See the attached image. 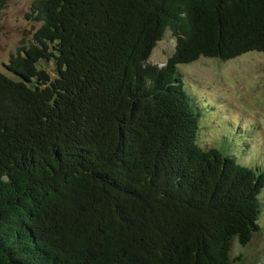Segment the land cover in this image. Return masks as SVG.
I'll use <instances>...</instances> for the list:
<instances>
[{
  "label": "trees",
  "instance_id": "obj_1",
  "mask_svg": "<svg viewBox=\"0 0 264 264\" xmlns=\"http://www.w3.org/2000/svg\"><path fill=\"white\" fill-rule=\"evenodd\" d=\"M27 17L0 71V264H230L260 230L264 158L241 161L244 136L199 143L178 66L264 53V0H33Z\"/></svg>",
  "mask_w": 264,
  "mask_h": 264
},
{
  "label": "rangeland",
  "instance_id": "obj_2",
  "mask_svg": "<svg viewBox=\"0 0 264 264\" xmlns=\"http://www.w3.org/2000/svg\"><path fill=\"white\" fill-rule=\"evenodd\" d=\"M33 0H9L0 12V71L21 39H31L39 24L27 17ZM175 37L166 30L148 61L162 66L173 53ZM184 85L204 116L199 143L222 151L238 139L246 141L241 161L264 158V53L250 51L229 60L200 57L178 66ZM228 124V125H227ZM228 138H223L226 134ZM222 149V150H221ZM223 152V151H222ZM260 230L246 245L234 240L230 264H264V190L260 195Z\"/></svg>",
  "mask_w": 264,
  "mask_h": 264
}]
</instances>
